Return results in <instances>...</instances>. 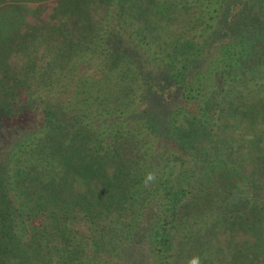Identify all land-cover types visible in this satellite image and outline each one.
<instances>
[{"label":"trees","instance_id":"16d2710c","mask_svg":"<svg viewBox=\"0 0 264 264\" xmlns=\"http://www.w3.org/2000/svg\"><path fill=\"white\" fill-rule=\"evenodd\" d=\"M11 1L0 264H264L258 178L219 125L264 123V0Z\"/></svg>","mask_w":264,"mask_h":264},{"label":"rangeland","instance_id":"374dc122","mask_svg":"<svg viewBox=\"0 0 264 264\" xmlns=\"http://www.w3.org/2000/svg\"><path fill=\"white\" fill-rule=\"evenodd\" d=\"M12 3L13 1L11 0L10 1L0 0V9L2 8L0 14H4L5 12H8L7 14L9 16V19H7V25H5L6 28L4 29L8 31L11 28L12 24L15 23L14 22L15 17H11L9 15V14H13L14 12L13 9L9 7L11 6ZM0 25L2 24L0 23ZM1 30L2 29H0V31ZM11 60H12L11 52L8 49L4 48L1 44L0 45V89L2 86L1 84L2 73L3 71L6 70ZM256 79H254L252 83L248 85V95H250V97L251 96L256 97L258 94H260L264 99V83L258 82L256 81ZM236 94L237 91L235 90V93L233 94L229 93L228 95H225V99H224L225 102L229 103ZM225 107L226 105H224V108ZM219 125L222 128L223 136L224 133L226 132L227 138L225 144L229 146H234V149L232 150L234 156L233 157L230 156L231 160L228 161L229 166L233 167L234 163L236 162L241 163V159H242L244 167L247 168V170L249 171L248 173L250 175L252 174L253 178H258V183L252 181L249 184L247 183L245 187L244 185L246 182L244 181V184L241 186L243 188H241L240 190H244V188L248 186L252 187L255 190L253 197L254 200H256V202L259 203L261 202L264 203V166L261 165L264 161L262 162V158H260L258 153H256L257 149L261 150L263 149L264 146L263 138L261 137V132L264 131V123L263 124L257 123L251 129H247V130L243 129L241 127L240 121L236 119L229 120L227 123L226 120H223L221 124L219 123ZM16 133H17L16 129L11 127V125L10 126L6 125V128L4 127V129L0 130V153L2 156H4V154H6V152L9 151L10 147L17 139V137H15ZM184 194L186 195L185 200L189 198L191 199L193 196V194L189 191L188 192L185 191ZM194 194H196V192ZM205 198L207 200H211L210 195H207ZM211 217L212 216H209V218Z\"/></svg>","mask_w":264,"mask_h":264},{"label":"clouds","instance_id":"9594fccd","mask_svg":"<svg viewBox=\"0 0 264 264\" xmlns=\"http://www.w3.org/2000/svg\"><path fill=\"white\" fill-rule=\"evenodd\" d=\"M155 179H156L155 173L149 172V173L146 174L144 183H145V185H148L149 183L154 182ZM188 264H201V259H200V257L198 255L197 256H193L192 258H190L188 260Z\"/></svg>","mask_w":264,"mask_h":264}]
</instances>
